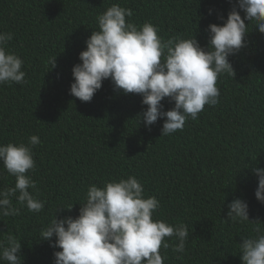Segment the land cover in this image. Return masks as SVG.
<instances>
[{
	"label": "trees",
	"instance_id": "16d2710c",
	"mask_svg": "<svg viewBox=\"0 0 264 264\" xmlns=\"http://www.w3.org/2000/svg\"><path fill=\"white\" fill-rule=\"evenodd\" d=\"M233 3L0 0V32L13 34L7 47L23 60L27 81L0 85V144L27 143L32 135L41 141L32 149L36 168L29 174L44 210L29 212L13 197L19 215L0 216V240L9 233L21 240L22 264H54V252L61 249L39 236L58 207L73 205L71 211L58 210V219L76 218L90 185L130 175L142 183L146 196L160 201L154 219L187 226L186 251L161 249L164 264H242L239 243L254 234L255 225L226 221L227 205L242 199L249 219L264 227V204L255 197L258 178L252 171L264 168V34L254 23L245 20L246 46L229 56L235 76L218 77L219 103L206 105L172 135H162L165 118L148 127L139 121L147 109L142 97L115 91L110 79L90 102L70 94L79 53L98 30L97 16L112 4L132 9L126 20L138 26L151 22L164 40L195 36L207 49L208 25H222L219 17L226 20ZM161 103L164 111L174 107L168 98ZM14 183L0 162V189Z\"/></svg>",
	"mask_w": 264,
	"mask_h": 264
},
{
	"label": "clouds",
	"instance_id": "9594fccd",
	"mask_svg": "<svg viewBox=\"0 0 264 264\" xmlns=\"http://www.w3.org/2000/svg\"><path fill=\"white\" fill-rule=\"evenodd\" d=\"M132 16V9L118 4L97 16L98 30L86 40V49L79 53L81 63L72 69L70 94L81 102H90L102 82L110 79L115 91L142 97L147 109L138 117L146 127L165 118L163 136L182 131L186 121L196 120L206 105L219 103L217 80L223 74L235 76L229 56L246 46L249 24L245 20L264 34V0H235L227 19L219 17L222 25H208L207 49L195 36L164 40L151 22L138 26L126 20ZM12 39L11 32H0V85L27 83L23 60L7 47ZM55 60L56 57L50 61L52 67ZM165 98L174 102L167 111L161 103ZM40 143L39 137L32 135L27 143L0 144V162L15 178L13 187L0 189V216L19 215L20 208L13 204V197L29 212L44 210L45 202L33 194L38 189L29 174L36 168L32 149ZM252 171L258 178L255 197L264 204V168ZM81 205L76 218L58 219V210L71 211L73 205L58 207L50 223L40 229V240L61 249L54 252V264H164L167 257L161 249L186 251L187 226L154 219L160 201L146 196L135 176L106 182L101 187L90 185ZM227 207L226 221L255 225L254 234L242 237L239 243L242 264H264L262 223L249 219V206L240 198ZM170 239L175 243L170 245ZM21 248V240L9 233L0 240V261L22 264Z\"/></svg>",
	"mask_w": 264,
	"mask_h": 264
}]
</instances>
